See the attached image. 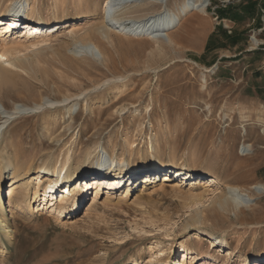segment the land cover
<instances>
[{
	"label": "rangeland",
	"instance_id": "1",
	"mask_svg": "<svg viewBox=\"0 0 264 264\" xmlns=\"http://www.w3.org/2000/svg\"><path fill=\"white\" fill-rule=\"evenodd\" d=\"M224 1L209 0L207 15L188 14L174 34L175 44L166 45L162 51L155 50L151 40H130L121 35L115 41L117 53L113 61L93 64L86 75H69L55 68L49 81L41 77V82L31 80L30 85L20 82V88L6 87L0 99L10 111L16 104L33 107L42 98L61 100L67 91L84 94L73 110L70 104L63 110L62 104L49 106L45 102L43 110L15 118L6 129L2 146L13 141L16 147L10 151L19 153L26 161L30 159L32 167H37L77 135L82 151L94 142L112 147L111 140L120 147L123 139L133 134L145 141L159 136L162 146L159 153L167 157L175 148L179 157L196 163L195 169L189 168L195 175L217 174L223 183H259L264 187V0H235L227 5ZM170 2L173 7L175 0ZM2 3L4 6L7 2L2 0ZM102 3L90 6L85 14L70 16V23L88 27L99 21ZM48 5L44 0L40 8L45 10ZM228 8H233L229 11L232 15L224 18L221 11ZM16 27L14 30H22ZM216 66L215 73L207 71ZM122 74L128 77L126 85L114 80V76ZM98 83L100 89H94ZM105 89L110 102L120 95L127 99L111 106L105 104L101 112L95 106V99ZM85 95L88 105L82 102ZM124 104L131 110L121 116L117 110ZM147 105L150 113H146ZM135 108L138 112L133 114ZM3 120L0 115V126ZM141 125L145 128L143 134L138 131ZM247 144L252 149L242 152ZM170 176L179 180L176 174ZM167 184L168 192L155 193L153 204L162 208L161 211L168 209L170 214L178 213V209L184 213L182 197L174 196L173 183ZM255 196L246 222H235L232 213V219L225 221L227 228L221 220L217 226L218 230L221 226L228 229L226 237L233 248L241 237L243 252L256 249L264 241V190ZM91 202L86 201L67 223L58 222L45 210V214L40 211L28 219L13 209L9 213L11 236L2 232L7 254L3 256L0 251V264H147L146 247L153 238L139 235L130 227L129 219L136 211L126 204L129 214L114 211L102 202L91 211ZM185 218L179 221L175 235L168 240L173 243L170 251H176L184 241L196 247L195 239L189 240L183 231ZM258 225L262 231L255 235L252 229ZM256 255L264 261V254ZM239 259L232 255L230 264Z\"/></svg>",
	"mask_w": 264,
	"mask_h": 264
},
{
	"label": "bare ground",
	"instance_id": "2",
	"mask_svg": "<svg viewBox=\"0 0 264 264\" xmlns=\"http://www.w3.org/2000/svg\"><path fill=\"white\" fill-rule=\"evenodd\" d=\"M3 1L7 3L3 6L0 0V96L6 87H19L20 82L30 85L31 80H48L55 68L63 69L69 75H86L93 64H108L115 58V41L122 36L130 40H151L155 50L162 51L166 45L175 44L174 34L182 20L192 12L207 15L206 6L209 3V0H175V5L171 7L172 0H47L49 5L42 10L40 7H43L44 0ZM100 1L103 3L99 21L97 19L88 27L70 23V16L85 14L90 6H96ZM62 18L64 21L61 22ZM16 26L22 30H14L18 29ZM254 42L259 43L257 39ZM217 70L218 66L207 69L212 73ZM126 76H114V80L126 85ZM206 85L204 79L203 87L206 88ZM19 88L18 91L21 90ZM29 88H26L28 92ZM96 88L100 89L99 83ZM70 92L67 91L63 99L57 101L42 98L33 107L15 103L11 111L0 99V115L4 119L0 126L1 255L7 254L2 232L11 236L9 213L13 209L28 219L45 210L58 222L67 223L86 201L92 200L91 211L101 202L114 211L128 213L125 204L136 211L129 219L130 227L139 235L153 238L146 247L149 254L147 264H230L232 255L240 258L234 264H264L256 255L264 254V241L259 242L256 249L243 252L242 238L238 237L233 248L226 237L228 229L221 228L226 227L225 221L232 219V213L237 223L248 220L252 200L256 199L255 195L263 193L262 184L236 185L230 181L223 183L217 174L200 172L195 175L189 168L195 169L196 163L190 158L179 157L175 148L167 157L159 153L162 148L159 136L155 140H146L144 149L141 147L146 141L139 140L137 134H133L132 137H125L120 147L115 140H111L110 145L114 144L112 147L105 148L99 142H94L82 151V143L77 135L37 167H32L30 159L26 161L19 153L10 151L16 147L13 141L2 146L11 122L21 115L43 110L45 102L49 106L62 104L63 110L70 104L73 110L84 93ZM107 94L108 90L105 89L95 99V106L101 112L104 107L127 99L123 95L114 96L116 98L110 102ZM87 97H82L85 105L89 104ZM149 106H146V113L151 111ZM130 110L124 104L117 113L122 116ZM137 112L138 108H135L133 114ZM144 129V125H141L138 131L143 134ZM251 147V144L244 145L242 152L251 150ZM160 173H164L163 177ZM172 174H176L180 181L173 179ZM168 182L173 183L171 191L176 193L174 196L182 197L184 213L178 209V213L170 214L168 209L161 211L162 208L158 209L153 204L155 193L168 192ZM117 187L124 190L121 192ZM135 192L137 194L130 202ZM183 216L186 217L183 231L188 239H195L196 247L184 241L180 242L176 251H170L173 243L168 240L175 235ZM219 221H223L220 230L217 229ZM252 231L255 235L260 234L262 227L258 225Z\"/></svg>",
	"mask_w": 264,
	"mask_h": 264
},
{
	"label": "trees",
	"instance_id": "3",
	"mask_svg": "<svg viewBox=\"0 0 264 264\" xmlns=\"http://www.w3.org/2000/svg\"><path fill=\"white\" fill-rule=\"evenodd\" d=\"M233 8H228V10H222L221 13L223 14V17H231L232 12H229L230 10H232ZM233 17V16H232Z\"/></svg>",
	"mask_w": 264,
	"mask_h": 264
},
{
	"label": "built area",
	"instance_id": "4",
	"mask_svg": "<svg viewBox=\"0 0 264 264\" xmlns=\"http://www.w3.org/2000/svg\"><path fill=\"white\" fill-rule=\"evenodd\" d=\"M232 1H235V0H225V1L223 2V4H226V5H227V4H229L230 2H232ZM226 5H225V6H226ZM213 13L215 14V11H214ZM6 205H7V204H6Z\"/></svg>",
	"mask_w": 264,
	"mask_h": 264
}]
</instances>
